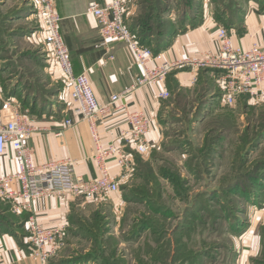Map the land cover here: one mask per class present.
<instances>
[{
    "label": "rangeland",
    "instance_id": "374dc122",
    "mask_svg": "<svg viewBox=\"0 0 264 264\" xmlns=\"http://www.w3.org/2000/svg\"><path fill=\"white\" fill-rule=\"evenodd\" d=\"M246 1L239 0L241 8ZM251 1L264 8V0ZM167 2L162 17L179 21V3ZM139 4L137 16L156 2ZM42 21L35 1L0 0V69L11 68L4 75L19 81L26 72L35 76L50 103L62 106L66 82L41 36ZM207 95L185 97L162 115L166 137L151 143L142 162L136 157L133 175L117 194L120 210L86 220L78 230L67 227L62 264H264V108L210 114ZM12 228L15 237L30 238L24 223ZM69 229L83 236L73 248Z\"/></svg>",
    "mask_w": 264,
    "mask_h": 264
},
{
    "label": "crops",
    "instance_id": "0c3cea01",
    "mask_svg": "<svg viewBox=\"0 0 264 264\" xmlns=\"http://www.w3.org/2000/svg\"><path fill=\"white\" fill-rule=\"evenodd\" d=\"M89 1L91 0H56V6L62 17L61 34L70 51L74 72L87 74L99 103L105 105L112 101L113 95L133 85L141 75L142 69L123 42L113 41L109 45L103 44L97 19L87 11ZM96 1L108 4L111 0ZM203 2L204 18L200 23L196 26H188L186 30L171 36L169 45L160 51L165 61L177 62L205 53L218 52L220 26L228 29L229 36L236 46L245 49H249L253 44L264 46V8L258 7L251 0L246 1L242 4L241 21L227 26L216 18V9L213 5H208L207 0ZM139 5V0H129L126 14L129 16V22L139 14ZM42 34L41 30V36ZM31 36L30 40H37V36L35 37L34 34ZM43 41L45 43L44 34ZM0 65L2 66V63ZM44 68L45 72L49 70V67ZM10 69L4 66L0 69V109L8 111V103L12 102L21 113L27 115L34 126L28 142L35 150V164L41 165L49 159H69L77 175L87 179L98 177L100 169L94 158L96 143L93 125L72 107L69 87L61 68V72L58 69L61 73L59 77H64L66 88L62 92L64 103L61 102L62 106L57 107L50 103V97L48 102L42 103L44 97L40 96L42 90L38 89V80L35 76L26 72L21 81L10 79V74L8 77L4 75L5 71ZM47 74L48 86L51 87L54 80L50 73L44 75L46 79ZM224 74L219 69H197L182 65L172 71L165 81L136 87L113 104L111 113L96 117L94 124L99 130L103 146L123 145L121 135L129 128L126 111L121 108L124 102L128 103L132 109L143 111L149 117L151 129L147 139L153 144L165 139L167 127L162 122V115L177 103L176 98L179 95L188 98L197 97L205 88L204 90L209 93L208 96L212 97L210 114L223 112L224 109L221 108L235 106L243 110L242 115L250 112L260 113L264 108V96L258 92L264 89V80L259 85L253 82L252 88L255 90L253 93L241 91L236 96L235 104L226 105L223 102ZM40 83L46 90L47 84ZM165 90L170 95L167 98H161L160 93ZM44 99L47 101V98ZM68 118L72 120L71 125L65 123ZM137 156L144 157L135 153V159ZM109 167L114 174L120 171L115 158L109 159ZM17 171L15 155L9 148L4 154H0V176ZM131 176L132 174L125 181L122 180V185L129 182ZM111 198L114 202H109L108 199L85 201L71 194H64L36 200L31 209L18 211L14 210L12 204L3 202L8 205L7 212L13 214L19 223L28 225L27 221L33 216L46 227L58 226L66 229L71 226L72 230V227L77 229L78 226L88 225L86 220L94 221L98 215L106 214L109 210L119 211V206H122L120 197L112 195ZM71 230L68 241L73 243L71 244L73 248L77 244L75 239L82 240L83 236ZM67 258L64 256L56 258L53 264H60L61 260H67ZM37 262L32 254L30 238L20 234L17 237L9 233L0 234V264H37Z\"/></svg>",
    "mask_w": 264,
    "mask_h": 264
},
{
    "label": "built area",
    "instance_id": "2783aa9c",
    "mask_svg": "<svg viewBox=\"0 0 264 264\" xmlns=\"http://www.w3.org/2000/svg\"><path fill=\"white\" fill-rule=\"evenodd\" d=\"M34 1L42 15L45 43L50 47L69 87L72 107L93 125L96 143L94 158L100 175L90 179L77 175L69 159H49L41 165L35 164V150L28 142L34 126L26 114L21 113L12 102L8 103V111L0 109V154L10 148L15 155L18 171L0 176V199L12 204L15 211L31 209L36 200L64 194H71L85 201H95L120 193L122 180L125 181L128 176L133 175L135 170V153L145 155L150 149L151 142L147 139V134L151 129V120L143 111L132 109L124 102L121 108L126 111L129 128L121 135L123 145L112 144L108 147L103 146L94 123L99 115L111 113L113 104L136 87L165 81L172 71L182 65L197 69H219L225 73L223 102L233 105L241 91L253 93V82L259 85L264 80V46L253 44L245 49L234 45L225 26L219 28L218 52L177 62L165 61L162 52L156 53L153 47L141 43L139 37L126 24L129 0H111L108 4L91 0L87 11L97 19L103 44L123 42L142 69L133 85L113 95L110 103L101 105L87 74L74 72L70 51L61 34L62 17L57 10L56 0ZM258 94L264 96V89ZM169 95L167 90L160 93L161 98ZM65 123L71 125L72 120L68 118ZM111 158H115L120 166V171L116 174L109 167ZM27 222L32 254L37 259V264H53L67 246L65 227H46L33 216Z\"/></svg>",
    "mask_w": 264,
    "mask_h": 264
},
{
    "label": "trees",
    "instance_id": "16d2710c",
    "mask_svg": "<svg viewBox=\"0 0 264 264\" xmlns=\"http://www.w3.org/2000/svg\"><path fill=\"white\" fill-rule=\"evenodd\" d=\"M174 1L175 3H179L181 8L179 21L176 20L175 22H172L170 19H165L166 16L162 17V12L168 10L169 3L167 0H155V6L148 9L145 13H143V11L146 6L145 3L142 2L144 8L143 11L140 12V15L137 16V18L132 19V22H126L129 28L139 37L141 43L152 45L156 53L165 49L169 45L171 36L186 30L188 26H196L204 18V0H173V3ZM212 1H214L217 6L215 16L219 21H223L227 26L237 24L241 21V6L239 0ZM163 25L167 26V29H162ZM204 89L200 91V95L208 94ZM40 93V96L48 99L44 93ZM44 98L42 99V103L48 102V100L46 101ZM176 101L185 102V97L179 95L176 98ZM262 113L263 111L261 114ZM222 132L223 129H220V137L222 136ZM137 157L139 163L143 161L140 156ZM4 202L0 199V205H2L0 206V234L5 232L14 234V229L12 227L18 224V220L13 214L7 212L8 205L4 204ZM94 255L97 257L96 254ZM63 261L66 262V260ZM61 262L62 260L60 261V264H62Z\"/></svg>",
    "mask_w": 264,
    "mask_h": 264
}]
</instances>
